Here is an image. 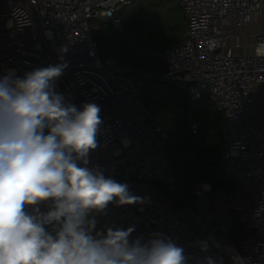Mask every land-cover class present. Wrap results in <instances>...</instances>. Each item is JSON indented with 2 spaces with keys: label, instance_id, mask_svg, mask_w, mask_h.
<instances>
[{
  "label": "built area",
  "instance_id": "obj_1",
  "mask_svg": "<svg viewBox=\"0 0 264 264\" xmlns=\"http://www.w3.org/2000/svg\"><path fill=\"white\" fill-rule=\"evenodd\" d=\"M134 1L0 0V77L12 69L23 77L64 63L54 90L78 109L84 103L100 107L103 123L87 167L126 183L141 200L109 204L97 214V230L132 227L130 239L142 242L162 234L185 250L187 264H264V120L256 104L264 85V56L256 52L264 45V0H178L187 31L164 49L165 67L156 76L163 83L190 82L192 100L207 96L223 114L219 160L227 174L238 177L239 188L195 184L193 198L175 208L165 196V187L176 183L165 133L150 126L142 83L132 70L100 55L97 25L90 21L119 26L120 10ZM189 131L198 134L192 117ZM236 219L247 229L237 242Z\"/></svg>",
  "mask_w": 264,
  "mask_h": 264
},
{
  "label": "clouds",
  "instance_id": "obj_2",
  "mask_svg": "<svg viewBox=\"0 0 264 264\" xmlns=\"http://www.w3.org/2000/svg\"><path fill=\"white\" fill-rule=\"evenodd\" d=\"M256 52L264 56V45ZM66 67L0 77V264H187L162 234L142 242L130 239L132 227L97 230L94 214L141 198L87 167L101 109H78L54 90Z\"/></svg>",
  "mask_w": 264,
  "mask_h": 264
},
{
  "label": "rangeland",
  "instance_id": "obj_3",
  "mask_svg": "<svg viewBox=\"0 0 264 264\" xmlns=\"http://www.w3.org/2000/svg\"><path fill=\"white\" fill-rule=\"evenodd\" d=\"M119 14L123 21L119 26H115L113 23H102L100 19H91L90 21L97 25V29L103 36L101 49L107 54L117 55L121 62L123 60L127 64L142 62V59H145L147 61L145 65L149 66V62H151L149 59L155 58L162 47L182 39L188 27L187 19L183 18L184 11L179 7L178 0H136L127 5ZM186 88V84L181 81L166 87L155 78H151L145 82L141 90L143 104L146 101L152 102L150 95L156 89L160 92L167 89V99L174 101L183 96ZM158 96L159 93L156 92L154 98H158ZM258 96L264 100L263 88L258 90ZM256 104L262 108V103L258 97ZM194 106L197 107L198 113L202 117L206 116L207 120H213V116L216 114V106L209 98L195 102ZM191 117L199 122V119L194 115L191 114L189 119ZM159 119L153 115L149 123L150 126L161 127ZM220 137L222 140L221 130ZM222 177L224 182H227L225 189L237 190L239 188V179L236 175H229L222 168ZM181 195L185 196L187 201L193 198V194L190 196L189 191L182 186L180 181L176 183L175 189L165 187L166 201L171 208H175L184 202ZM246 234L247 229L239 226L234 229L233 237L239 241Z\"/></svg>",
  "mask_w": 264,
  "mask_h": 264
},
{
  "label": "trees",
  "instance_id": "obj_4",
  "mask_svg": "<svg viewBox=\"0 0 264 264\" xmlns=\"http://www.w3.org/2000/svg\"><path fill=\"white\" fill-rule=\"evenodd\" d=\"M125 7H123L120 12H122ZM183 16V18H186L184 14ZM101 22L112 23L110 20H101ZM121 22H123L122 17ZM99 31L100 30L96 28L94 30V36L98 39V45L100 47L103 43V36ZM167 46L162 47L155 58L149 59V61H151L149 62V66L145 65L147 61L142 58V62H133L132 64H127L123 62V60L121 62V59L117 55L107 54L101 47L99 48V53L102 56L116 57L121 65L132 70L133 79L135 81H141L142 83L140 87L142 98L141 90L145 82L149 79L155 78L158 82L164 84L159 81L156 75L165 67L163 54ZM145 73L149 75L144 77ZM177 82L178 81L174 83L176 84ZM156 92L157 94L159 93L158 98H154ZM167 93V89L162 92L156 89L155 92H152L150 95L152 102L146 101L144 106L148 109L150 121L153 115L157 116L158 119L161 117L159 119L161 130L165 133L163 138L165 155L167 163L175 175L176 183L180 181L182 186L189 191L190 196L193 194L192 187L195 184L208 182L212 185L213 189L226 187L227 182L223 180L222 168L219 160L221 146L220 123L223 119V114L216 108V114L213 116V120H207L206 116L202 117V115L198 113L194 103L208 97L202 96L199 99L192 100L189 86L185 89L183 96L174 101L167 99ZM211 102L214 104L213 101ZM191 114L199 119L198 135H194L189 131V116ZM213 161H215L214 165L212 164ZM181 198L183 201H187L185 196L183 197L181 195ZM94 215L97 217V214ZM239 226L244 228L242 223L236 219L234 229H237ZM233 239L237 242L234 237Z\"/></svg>",
  "mask_w": 264,
  "mask_h": 264
},
{
  "label": "water",
  "instance_id": "obj_5",
  "mask_svg": "<svg viewBox=\"0 0 264 264\" xmlns=\"http://www.w3.org/2000/svg\"><path fill=\"white\" fill-rule=\"evenodd\" d=\"M185 84H186V86L188 87V86H190L191 83H190V82H185ZM164 85H165L166 87H170V86H173V85H174V82L164 83ZM212 164L214 165V164H215V161H213ZM254 230H255L254 227H249V228H248V232H249V233L254 232Z\"/></svg>",
  "mask_w": 264,
  "mask_h": 264
},
{
  "label": "crops",
  "instance_id": "obj_6",
  "mask_svg": "<svg viewBox=\"0 0 264 264\" xmlns=\"http://www.w3.org/2000/svg\"><path fill=\"white\" fill-rule=\"evenodd\" d=\"M246 40V39H245ZM249 50V49H248ZM244 51H245V49H244ZM247 51V50H246ZM164 69V68H163ZM260 88H263V90H264V85L263 86H261V87H259V89ZM259 99V101L262 103V110H263V114H264V100H262V99H260V97L258 98ZM258 106V105H257ZM262 117H263V120H264V115H262Z\"/></svg>",
  "mask_w": 264,
  "mask_h": 264
}]
</instances>
